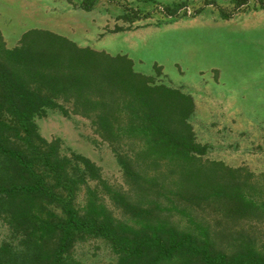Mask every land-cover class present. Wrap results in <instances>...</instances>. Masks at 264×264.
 Wrapping results in <instances>:
<instances>
[{"label":"trees","instance_id":"16d2710c","mask_svg":"<svg viewBox=\"0 0 264 264\" xmlns=\"http://www.w3.org/2000/svg\"><path fill=\"white\" fill-rule=\"evenodd\" d=\"M47 109L88 119L121 183L44 138L35 119ZM193 110L189 95L136 71L126 54L43 28L8 47L0 31V219L17 237L0 246V264H85L71 250L92 237L109 243L110 264H264V172L204 159Z\"/></svg>","mask_w":264,"mask_h":264},{"label":"rangeland","instance_id":"374dc122","mask_svg":"<svg viewBox=\"0 0 264 264\" xmlns=\"http://www.w3.org/2000/svg\"><path fill=\"white\" fill-rule=\"evenodd\" d=\"M79 2L0 0V31L6 45H16L30 28H43L81 46L126 54L136 71L191 97L194 110L188 121L197 142L207 147L204 159L264 172L261 0L239 6L231 0H96L91 10L82 9ZM183 2L176 15L164 13L165 6ZM128 7L137 8L140 19L128 22ZM35 121L44 138L60 139L62 152L89 157L106 180L121 183L113 152L88 119L47 109ZM16 240L0 219V246ZM71 256L85 264L116 260L109 243L98 237L77 241Z\"/></svg>","mask_w":264,"mask_h":264}]
</instances>
